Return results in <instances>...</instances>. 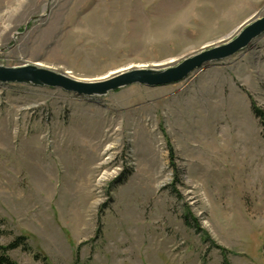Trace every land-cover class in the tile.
<instances>
[{
  "label": "rangeland",
  "instance_id": "1",
  "mask_svg": "<svg viewBox=\"0 0 264 264\" xmlns=\"http://www.w3.org/2000/svg\"><path fill=\"white\" fill-rule=\"evenodd\" d=\"M262 16L264 0H0V67L160 72ZM251 104L264 110V33L171 85L0 83V246L26 238L16 264H264Z\"/></svg>",
  "mask_w": 264,
  "mask_h": 264
},
{
  "label": "water",
  "instance_id": "2",
  "mask_svg": "<svg viewBox=\"0 0 264 264\" xmlns=\"http://www.w3.org/2000/svg\"><path fill=\"white\" fill-rule=\"evenodd\" d=\"M34 20L33 18L30 21ZM264 33V16L240 26L237 31L213 48L184 58L178 64L157 72L151 69H134L99 82H80L48 69L26 65L16 68L0 67V83L29 84L58 88L81 96L105 95L133 84L147 87L171 85L184 80L194 70L213 61L229 58L248 46Z\"/></svg>",
  "mask_w": 264,
  "mask_h": 264
},
{
  "label": "trees",
  "instance_id": "3",
  "mask_svg": "<svg viewBox=\"0 0 264 264\" xmlns=\"http://www.w3.org/2000/svg\"><path fill=\"white\" fill-rule=\"evenodd\" d=\"M252 114L259 120L260 125L264 131V110L258 109L254 104H251ZM22 248V250L31 252L30 247L26 244V238L24 236L16 237L12 242H10L7 246H0V264H16L11 258L8 256V252L15 250L17 248ZM35 259L39 258L38 254L33 255ZM42 261L46 262V257H41ZM224 264H228L224 261Z\"/></svg>",
  "mask_w": 264,
  "mask_h": 264
},
{
  "label": "bare ground",
  "instance_id": "4",
  "mask_svg": "<svg viewBox=\"0 0 264 264\" xmlns=\"http://www.w3.org/2000/svg\"><path fill=\"white\" fill-rule=\"evenodd\" d=\"M131 68H133V67L125 68V69H120V70H116V71H112V72H110V73H108V74H106V75H104L102 77L93 79L91 81H94V82L104 81V80L109 79V78H111L113 76H116L118 74L125 73V72L129 71ZM134 68L135 69H145L147 67H145V66H139V67H134Z\"/></svg>",
  "mask_w": 264,
  "mask_h": 264
}]
</instances>
